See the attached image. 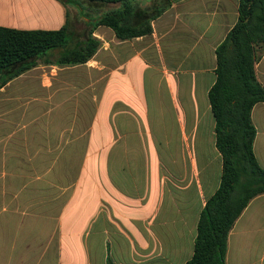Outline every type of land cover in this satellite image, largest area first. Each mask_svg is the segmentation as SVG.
<instances>
[{
  "label": "crops",
  "instance_id": "0c3cea01",
  "mask_svg": "<svg viewBox=\"0 0 264 264\" xmlns=\"http://www.w3.org/2000/svg\"><path fill=\"white\" fill-rule=\"evenodd\" d=\"M136 4L146 13L165 7L149 34L118 40L99 26L86 63L58 66L55 50L0 87V264L191 259L200 212L221 178L208 91L238 0ZM82 5L86 18L70 6L81 34L57 0H0V27L58 30L68 14L72 47L88 18L119 7ZM254 73L264 87V52ZM251 121L264 170V102ZM225 263L264 264V194L231 228Z\"/></svg>",
  "mask_w": 264,
  "mask_h": 264
},
{
  "label": "trees",
  "instance_id": "16d2710c",
  "mask_svg": "<svg viewBox=\"0 0 264 264\" xmlns=\"http://www.w3.org/2000/svg\"><path fill=\"white\" fill-rule=\"evenodd\" d=\"M57 1L63 6L77 7L79 15L84 11L83 2L98 7L119 4V7L88 18L90 30L72 47L68 14L58 30L0 27V87L37 66L39 60L55 50H61L54 60L58 66L86 63L100 46L99 40L92 36L99 26L110 28L118 40L149 34L150 21L165 9L146 13L145 9L137 8L138 0ZM83 14L80 16L86 18ZM262 52L264 0H238L237 22L215 49L216 79L208 91L215 122V147L222 159L220 183L200 212L193 255L185 264H226L231 228L249 202L264 194V170L253 153L256 131L251 121L253 106L264 102V87L254 73V63ZM106 264L112 263L108 259Z\"/></svg>",
  "mask_w": 264,
  "mask_h": 264
},
{
  "label": "rangeland",
  "instance_id": "374dc122",
  "mask_svg": "<svg viewBox=\"0 0 264 264\" xmlns=\"http://www.w3.org/2000/svg\"><path fill=\"white\" fill-rule=\"evenodd\" d=\"M67 11L69 13V18H70V25H71V28L73 29L74 33L76 34H81L82 31L84 30V27L81 23H78L75 19V13H74V10L72 7L70 6H67ZM85 9H84V13H85ZM55 56V55H54ZM52 56V57H54Z\"/></svg>",
  "mask_w": 264,
  "mask_h": 264
}]
</instances>
